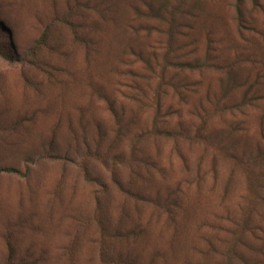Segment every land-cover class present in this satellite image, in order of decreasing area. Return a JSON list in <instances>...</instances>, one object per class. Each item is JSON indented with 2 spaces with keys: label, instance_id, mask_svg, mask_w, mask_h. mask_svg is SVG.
<instances>
[{
  "label": "rangeland",
  "instance_id": "obj_1",
  "mask_svg": "<svg viewBox=\"0 0 264 264\" xmlns=\"http://www.w3.org/2000/svg\"><path fill=\"white\" fill-rule=\"evenodd\" d=\"M0 167V264H264V0H0Z\"/></svg>",
  "mask_w": 264,
  "mask_h": 264
},
{
  "label": "trees",
  "instance_id": "obj_2",
  "mask_svg": "<svg viewBox=\"0 0 264 264\" xmlns=\"http://www.w3.org/2000/svg\"><path fill=\"white\" fill-rule=\"evenodd\" d=\"M0 171L19 172L18 169L13 167H0ZM119 227L105 225L100 227L99 248L101 253V264H135L134 262L127 260L128 258L115 255L112 252L113 250H110L112 240H114L117 236L124 235ZM124 233L127 236L130 231L124 230Z\"/></svg>",
  "mask_w": 264,
  "mask_h": 264
}]
</instances>
